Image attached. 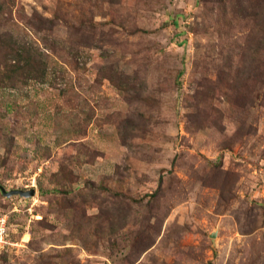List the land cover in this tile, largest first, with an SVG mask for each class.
Listing matches in <instances>:
<instances>
[{
    "label": "rangeland",
    "instance_id": "rangeland-1",
    "mask_svg": "<svg viewBox=\"0 0 264 264\" xmlns=\"http://www.w3.org/2000/svg\"><path fill=\"white\" fill-rule=\"evenodd\" d=\"M0 264H264V0H0Z\"/></svg>",
    "mask_w": 264,
    "mask_h": 264
},
{
    "label": "water",
    "instance_id": "water-1",
    "mask_svg": "<svg viewBox=\"0 0 264 264\" xmlns=\"http://www.w3.org/2000/svg\"><path fill=\"white\" fill-rule=\"evenodd\" d=\"M0 188H1V191L5 195L20 194V195H24V196H30V195L34 194V190L26 191V190H21V189H14V190L7 191L5 189V187H3V186H0Z\"/></svg>",
    "mask_w": 264,
    "mask_h": 264
},
{
    "label": "built area",
    "instance_id": "built-area-1",
    "mask_svg": "<svg viewBox=\"0 0 264 264\" xmlns=\"http://www.w3.org/2000/svg\"><path fill=\"white\" fill-rule=\"evenodd\" d=\"M5 234H6V217H0V242L5 243Z\"/></svg>",
    "mask_w": 264,
    "mask_h": 264
}]
</instances>
